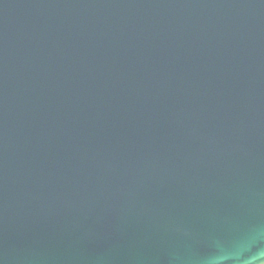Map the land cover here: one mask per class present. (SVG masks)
<instances>
[{"label": "water", "instance_id": "95a60500", "mask_svg": "<svg viewBox=\"0 0 264 264\" xmlns=\"http://www.w3.org/2000/svg\"><path fill=\"white\" fill-rule=\"evenodd\" d=\"M264 264V0H0V264Z\"/></svg>", "mask_w": 264, "mask_h": 264}, {"label": "clouds", "instance_id": "9594fccd", "mask_svg": "<svg viewBox=\"0 0 264 264\" xmlns=\"http://www.w3.org/2000/svg\"><path fill=\"white\" fill-rule=\"evenodd\" d=\"M209 264H222V262L218 260L217 258H211L209 260Z\"/></svg>", "mask_w": 264, "mask_h": 264}]
</instances>
